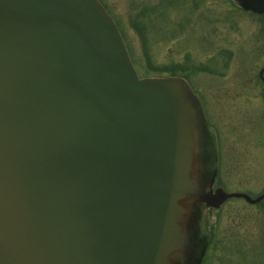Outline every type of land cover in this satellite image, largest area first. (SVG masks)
Masks as SVG:
<instances>
[{"label":"water","instance_id":"95a60500","mask_svg":"<svg viewBox=\"0 0 264 264\" xmlns=\"http://www.w3.org/2000/svg\"><path fill=\"white\" fill-rule=\"evenodd\" d=\"M203 122L98 0H0V264H200L198 207L264 199L212 189Z\"/></svg>","mask_w":264,"mask_h":264},{"label":"rangeland","instance_id":"374dc122","mask_svg":"<svg viewBox=\"0 0 264 264\" xmlns=\"http://www.w3.org/2000/svg\"><path fill=\"white\" fill-rule=\"evenodd\" d=\"M98 1L118 23L139 78L162 77L147 66H187L186 77H167L185 79L199 97L210 157L205 169L217 170L213 188L251 198L263 193L264 86L257 75L264 70V17L238 10L231 0ZM147 7L154 12L141 20L143 55L131 22ZM206 211L198 207V236L211 231L213 243L202 264H264V204L231 199L218 211Z\"/></svg>","mask_w":264,"mask_h":264},{"label":"trees","instance_id":"16d2710c","mask_svg":"<svg viewBox=\"0 0 264 264\" xmlns=\"http://www.w3.org/2000/svg\"><path fill=\"white\" fill-rule=\"evenodd\" d=\"M153 12H154V8H148V7L147 8H142L136 14L137 15L135 17L136 20H133L131 22L132 23V27L135 29V32H136V34H137V36H138V38H139V40L141 42V46H142V50H143V55L145 54V45H146V43H145V33H144L145 32V27H144V24H143V22L141 20H145L146 17H147V15L150 14V13H153ZM115 25H117L119 27V25H118L117 22L115 23ZM119 33H120L122 39H124L123 38V35L121 33V29H120V32ZM124 45H125V47L127 49V52H128L129 58L131 60V63L132 64H135V61L133 60L132 54L130 52L131 50L128 49V46H127V44H126L125 41H124ZM146 63L148 64V61H146ZM182 67L180 68L178 66H174V67L173 66H170V68H162V69L152 68V69H150L147 66L146 68L150 72L153 71L154 73H159L160 76H162V77L163 76H165V77H167V76H182V77H186L185 75H182V73L186 71V67L187 66L186 67H183V68ZM197 69L198 68H196L195 70H197ZM199 69L201 71H203V68H201V66H199ZM197 71H199V70H197ZM217 159H218V157H217ZM217 163H218V161H217Z\"/></svg>","mask_w":264,"mask_h":264},{"label":"flooded vegetation","instance_id":"af4514ba","mask_svg":"<svg viewBox=\"0 0 264 264\" xmlns=\"http://www.w3.org/2000/svg\"><path fill=\"white\" fill-rule=\"evenodd\" d=\"M233 3H234V1L233 0H231ZM235 4V6H236V8L238 9V10H240V11H242V12H244V13H247V14H250V15H254V16H258V17H264V15H257V14H253V13H251V12H246V11H243V10H241L240 8H239V6H237V4L236 3H234ZM264 67V66H263ZM262 67V68H263ZM261 70V69H260ZM263 74H264V70H262V71H259L258 72V79H259V81H260V83L264 86V77H263ZM188 84V83H187ZM189 85V84H188ZM189 87H190V89H191V91H192V93L196 96V94H195V92L193 91V89L191 88V86L189 85ZM196 97H198V96H196ZM199 98V97H198ZM202 112H203V110H202ZM214 165H215V167H216V160H215V162H214ZM216 172H217V170H216ZM214 184V183H213ZM212 189H216V188H213V185H212ZM264 193V192H263ZM263 193H260V194H258V195H261V194H263ZM251 198V197H250ZM254 198H256V197H254ZM234 199V198H233ZM251 199H253V198H251ZM228 200H231V199H226V200H224L217 208H210V207H207V214H210V212L213 210V211H218V210H220L227 202H228ZM238 200H241V201H243L242 199H238ZM245 204H247L245 201H243ZM262 204H264V199H262L260 202H258L257 204H254V205H250V204H247V205H249V206H258V205H262ZM204 223H205V221H204ZM212 237H213V235H212V233H211V231H208V237H205V243H206V246H205V249H204V253H203V256H205L204 254H206V251H208V249H209V247H211V245H212V243H211V241L213 240L212 239ZM204 257H202V259H203ZM202 259H201V261H202ZM200 264H202V263H200Z\"/></svg>","mask_w":264,"mask_h":264}]
</instances>
